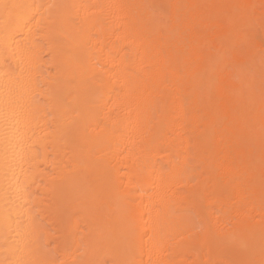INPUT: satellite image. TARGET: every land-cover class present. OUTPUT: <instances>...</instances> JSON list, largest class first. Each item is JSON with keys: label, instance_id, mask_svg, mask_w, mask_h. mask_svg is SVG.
Masks as SVG:
<instances>
[{"label": "bare ground", "instance_id": "obj_1", "mask_svg": "<svg viewBox=\"0 0 264 264\" xmlns=\"http://www.w3.org/2000/svg\"><path fill=\"white\" fill-rule=\"evenodd\" d=\"M0 264H264V0H0Z\"/></svg>", "mask_w": 264, "mask_h": 264}]
</instances>
